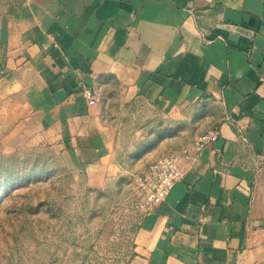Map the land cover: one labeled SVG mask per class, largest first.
Instances as JSON below:
<instances>
[{
  "label": "crops",
  "instance_id": "crops-1",
  "mask_svg": "<svg viewBox=\"0 0 264 264\" xmlns=\"http://www.w3.org/2000/svg\"><path fill=\"white\" fill-rule=\"evenodd\" d=\"M196 109L222 136L144 215L135 263L264 264V0H0L1 136L106 175L180 151Z\"/></svg>",
  "mask_w": 264,
  "mask_h": 264
},
{
  "label": "rangeland",
  "instance_id": "rangeland-1",
  "mask_svg": "<svg viewBox=\"0 0 264 264\" xmlns=\"http://www.w3.org/2000/svg\"><path fill=\"white\" fill-rule=\"evenodd\" d=\"M204 113L180 114V151L201 135ZM159 119L166 136L173 119ZM133 164L104 175L35 129L0 133V264H136L149 211L136 176L148 165Z\"/></svg>",
  "mask_w": 264,
  "mask_h": 264
},
{
  "label": "built area",
  "instance_id": "built-area-1",
  "mask_svg": "<svg viewBox=\"0 0 264 264\" xmlns=\"http://www.w3.org/2000/svg\"><path fill=\"white\" fill-rule=\"evenodd\" d=\"M84 95L92 106L97 105L103 97L100 90L92 87H87ZM221 136L220 128L208 129L202 132L191 146L159 156V159L137 174L136 182L139 183L143 194V204L148 206L149 211L168 197L174 186L182 181L187 170L196 166L203 148L215 143ZM242 140L244 143L248 140L244 133Z\"/></svg>",
  "mask_w": 264,
  "mask_h": 264
}]
</instances>
